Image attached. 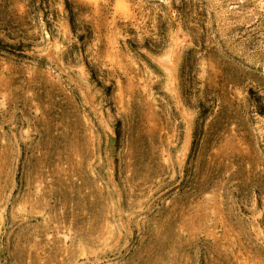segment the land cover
<instances>
[{
  "label": "rangeland",
  "instance_id": "obj_1",
  "mask_svg": "<svg viewBox=\"0 0 264 264\" xmlns=\"http://www.w3.org/2000/svg\"><path fill=\"white\" fill-rule=\"evenodd\" d=\"M0 264H264V0H0Z\"/></svg>",
  "mask_w": 264,
  "mask_h": 264
}]
</instances>
